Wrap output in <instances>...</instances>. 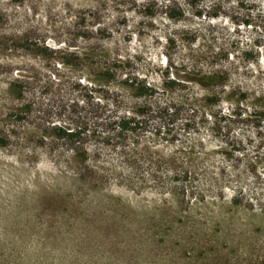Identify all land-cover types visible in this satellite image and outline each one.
<instances>
[{
    "label": "rangeland",
    "instance_id": "obj_1",
    "mask_svg": "<svg viewBox=\"0 0 264 264\" xmlns=\"http://www.w3.org/2000/svg\"><path fill=\"white\" fill-rule=\"evenodd\" d=\"M0 264H264V0H0Z\"/></svg>",
    "mask_w": 264,
    "mask_h": 264
},
{
    "label": "trees",
    "instance_id": "obj_2",
    "mask_svg": "<svg viewBox=\"0 0 264 264\" xmlns=\"http://www.w3.org/2000/svg\"><path fill=\"white\" fill-rule=\"evenodd\" d=\"M169 17H173L171 13H169ZM110 69H107L105 71L106 77L112 78L113 74ZM220 74H218V77ZM210 77H217L216 75H211ZM224 78V76H223ZM223 80V81H222ZM225 79H221V84H224ZM128 86L132 87L134 90L133 94L135 97L140 99L141 97L146 98L148 95H150L154 87L150 83H147L143 79H139L137 77H128L127 78ZM179 105L173 104L171 107H167L169 109V117L167 119V124H171L174 121L175 116L181 109V107H187L188 109L192 110V113L189 115V117L186 121V126L189 127L191 125H195L196 121L194 119V116L200 113L203 118L205 119V114L202 106L197 102V100L193 99H178ZM141 105H139L136 110L130 109V111H127L121 115L120 112L116 115H114L113 119H109L104 123V126L107 128V132L105 133V137L108 140L113 141L115 144H118L119 146L124 145V143L127 141L128 135L130 133H137L144 129L145 124L149 121V115L148 110L146 107V104L141 101ZM194 113V114H193ZM79 120L77 122V129L74 131H69L65 127H57V134L63 135L66 138H68V141H72L70 137L77 136L80 138L82 135V132L86 131V121L82 119L81 117H77ZM102 126V125H101ZM136 139V138H135ZM76 142V141H75ZM86 150H83V153H85Z\"/></svg>",
    "mask_w": 264,
    "mask_h": 264
}]
</instances>
